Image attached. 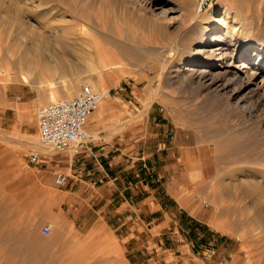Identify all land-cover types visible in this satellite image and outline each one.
<instances>
[{"label": "rangeland", "instance_id": "1", "mask_svg": "<svg viewBox=\"0 0 264 264\" xmlns=\"http://www.w3.org/2000/svg\"><path fill=\"white\" fill-rule=\"evenodd\" d=\"M199 1L0 0V264H150L152 255L132 257L113 227H90L88 210L67 202L64 186L54 182L63 171L52 167L51 158L74 150L24 146L27 136L40 142L38 108L74 96L83 82L110 90L101 102L106 132L146 125L156 110L166 115L169 137L178 130L186 139L183 153L191 160L184 202L214 231L203 253L199 247L189 255L165 250L159 263L264 264V102L247 112L243 105L258 99L257 90L234 84L218 93L188 76L191 64L179 60L197 23L206 24V11L225 4L231 13L224 16L222 9L218 18L230 21L241 12L256 34L248 43L260 47L264 0H204L201 10ZM60 32L71 45L63 63L55 46L43 58L22 59L26 51L36 55L43 36ZM100 50L117 55L103 76ZM38 150L51 160L30 163L29 154ZM48 223L53 230L44 235Z\"/></svg>", "mask_w": 264, "mask_h": 264}, {"label": "crops", "instance_id": "2", "mask_svg": "<svg viewBox=\"0 0 264 264\" xmlns=\"http://www.w3.org/2000/svg\"><path fill=\"white\" fill-rule=\"evenodd\" d=\"M104 113H99L92 129L88 125L97 132L96 138L82 144L78 153L61 152L52 160L42 155L53 168L68 174L61 189L67 202L88 210L90 227L97 223L113 227L132 257L152 255L150 264H160L165 250L189 255L199 247L197 253H203L214 230L185 205L188 200L184 202L191 160L183 153L186 139L178 130L169 137L170 128L162 121L166 115L156 110L146 125L121 128L113 135L104 130Z\"/></svg>", "mask_w": 264, "mask_h": 264}, {"label": "bare ground", "instance_id": "3", "mask_svg": "<svg viewBox=\"0 0 264 264\" xmlns=\"http://www.w3.org/2000/svg\"><path fill=\"white\" fill-rule=\"evenodd\" d=\"M198 4L199 10H201V7L204 5V0H200ZM222 9H225L224 16L230 15V7L226 6V4L224 7L219 5L206 11V24L197 23L198 25H196V27L198 26V30L193 32L194 36H192L190 40H186V45L190 44V46H188V49H183L179 60H187L191 64L188 69V76L210 86L212 89L214 88L218 93L221 91L226 92V90L234 84H239L240 90L249 88L257 90V95H259L258 99H256L254 103L243 105L244 110L247 112H253L264 102V44L262 43L264 42V39L262 40L260 47H255L256 44L252 45L248 43L255 40L256 34L253 31V27L247 20L241 17V12H234V16L230 21H226L225 18L219 19L218 15ZM195 21L197 20L193 15L192 23ZM220 24H222L225 31H223V29L218 30L220 29ZM239 24L240 26L238 27ZM15 26L20 33L26 32L27 28H24L19 24H15ZM65 38V35L61 32L54 35L53 39H50L48 36H43V45L40 46L41 48L38 47L39 49H37L36 55L33 56L30 52L26 51L23 53L22 59H25L27 62H32L35 57L43 58L44 50L55 46L53 53L57 56L59 61L63 63L65 60L63 51L68 50L71 46ZM194 45L198 47L197 50L192 49ZM247 46H250L247 50H250L249 58L244 55L246 52L244 50ZM99 53L103 54V56L98 54L102 56L99 58L101 59L99 62L102 64L100 67V74L103 76L106 75L110 69L115 67V63L113 62L117 60V55L108 54V52H104L107 53L104 54L101 50ZM216 53L218 56L215 57ZM247 59L249 61H246ZM51 85L54 86V82H51ZM251 86L255 87L251 88ZM107 91L108 90H105V92ZM107 95L110 94L106 93L105 96ZM52 98H55L54 95ZM102 100L95 111L99 109L100 104L102 107H100L99 112L104 110L103 104L101 103ZM243 100H241V102ZM23 143L24 146L27 147L34 146L45 150L48 149L42 145L41 140L39 142V140L33 136H27ZM40 151L38 150L36 152L42 153Z\"/></svg>", "mask_w": 264, "mask_h": 264}, {"label": "built area", "instance_id": "4", "mask_svg": "<svg viewBox=\"0 0 264 264\" xmlns=\"http://www.w3.org/2000/svg\"><path fill=\"white\" fill-rule=\"evenodd\" d=\"M106 93L110 94V90L105 92L90 82H83L74 96L40 106L37 111V123L42 145L52 151L72 149L74 153H78L82 144L93 141L96 136L88 128V122ZM42 155L32 151L29 154V162L39 164ZM68 177L67 173L58 172L54 176V182L58 186H64ZM52 230L51 223L42 227L44 235H50Z\"/></svg>", "mask_w": 264, "mask_h": 264}]
</instances>
